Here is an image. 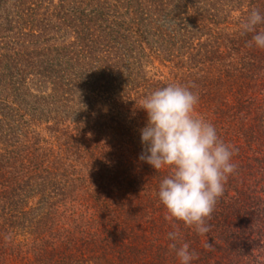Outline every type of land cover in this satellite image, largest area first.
Returning a JSON list of instances; mask_svg holds the SVG:
<instances>
[{"label":"trees","instance_id":"obj_1","mask_svg":"<svg viewBox=\"0 0 264 264\" xmlns=\"http://www.w3.org/2000/svg\"><path fill=\"white\" fill-rule=\"evenodd\" d=\"M252 9L264 0H0V264H180L172 243L191 264H264ZM169 84L238 150L206 235L165 218L169 170L139 159L140 101Z\"/></svg>","mask_w":264,"mask_h":264},{"label":"clouds","instance_id":"obj_2","mask_svg":"<svg viewBox=\"0 0 264 264\" xmlns=\"http://www.w3.org/2000/svg\"><path fill=\"white\" fill-rule=\"evenodd\" d=\"M264 15L252 9L241 22L244 33H253L249 46L264 49ZM199 96L188 86L169 84L151 92L140 101L147 114V123L140 129L143 151L139 159L156 172L168 169L158 187V199L166 210V219L183 222L194 228L197 234L210 231L207 221L220 197L225 184L237 165L233 163L236 150L218 135L215 126L194 115ZM178 232H170L168 238L176 241ZM176 251L180 264H191L196 254L189 244L169 246ZM206 247L211 249L209 243Z\"/></svg>","mask_w":264,"mask_h":264}]
</instances>
